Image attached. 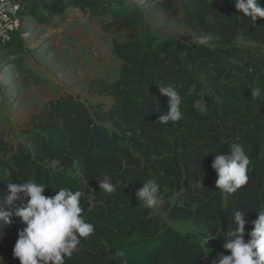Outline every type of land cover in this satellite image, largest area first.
I'll list each match as a JSON object with an SVG mask.
<instances>
[{
	"label": "trees",
	"instance_id": "trees-1",
	"mask_svg": "<svg viewBox=\"0 0 264 264\" xmlns=\"http://www.w3.org/2000/svg\"><path fill=\"white\" fill-rule=\"evenodd\" d=\"M16 1L21 3V14L38 20L72 7L90 19L109 18L102 28L123 34L122 42L112 43L121 63L117 79L95 82L96 93L109 99L106 106L98 104L91 110L65 93L24 123L27 144L12 145L0 138V198L6 196L9 182L43 184L45 196H54L61 188L84 193L82 215L95 231L82 238L79 250L65 264H203V247L164 225L151 208L117 188L107 194L98 187V178L105 174L116 185L115 173L122 161L136 166L141 159L167 154L165 139L170 133L184 135L174 168L161 166L166 176L176 179L179 194V204L167 208V218L191 222L214 234L223 222L225 232L234 227L231 214L241 210L249 221L245 235L252 230L251 221L264 211L260 120L250 119V128L233 140L249 156V181L228 194L227 201L215 187L211 164L216 155L226 154L215 137L218 123L253 112L250 92L264 82V54H250L233 45L238 38L264 43V19L254 23L238 19L242 14L234 7L235 0H160L158 8L167 17L180 16L186 28L215 37L218 47L165 41L150 46L136 42L145 18L132 0ZM259 3L264 8V0ZM161 84L174 87L181 96L183 118L178 122L158 121L169 111L168 98L158 89ZM127 173L134 177L133 171ZM27 199L21 194L6 210L14 213ZM11 220L7 227L0 225L3 264H19L12 249L25 225L15 215ZM118 250L123 256L114 255Z\"/></svg>",
	"mask_w": 264,
	"mask_h": 264
},
{
	"label": "rangeland",
	"instance_id": "rangeland-1",
	"mask_svg": "<svg viewBox=\"0 0 264 264\" xmlns=\"http://www.w3.org/2000/svg\"><path fill=\"white\" fill-rule=\"evenodd\" d=\"M132 1L141 6L145 18L144 26L136 38L137 43L153 46L165 41L173 45H190L199 44L198 37L208 36L209 44L206 46L218 47L215 37L186 28L180 16L175 19L167 17L158 8L160 0ZM21 21V29L11 44L0 51V138L11 141L12 145L27 144L24 123L44 112L48 103L62 94H73L91 110L98 104L106 106L109 99L96 93L95 82L104 80L111 83L117 79L121 63L112 52V43L123 41L121 32L114 28H102V23H108L109 18L90 19L72 7L42 20L23 13ZM233 45L250 54H264V43H251L238 38ZM257 87L264 90V82ZM251 106L253 112H244L218 123L215 137L221 141L226 154L233 140L250 128V119L257 117L264 126V102L252 98ZM183 135L182 132L167 135L165 141L169 152L153 157L151 161L141 159L136 166L122 161L115 173L119 181L115 182L121 193L137 200L135 194L143 182L155 179L160 185V200L151 208L152 212L164 225H173L177 230L192 227L198 232L200 226L191 222L174 225L166 216L168 207L179 204V194L176 179L172 175L166 176L161 166L174 168V159L180 151L178 146ZM261 155L264 157V144ZM135 158L139 159V156L135 155ZM128 171H133L134 177L129 176ZM213 178L215 182L216 174ZM203 249L211 251L207 246ZM214 251L216 257L223 254L220 250Z\"/></svg>",
	"mask_w": 264,
	"mask_h": 264
},
{
	"label": "clouds",
	"instance_id": "clouds-1",
	"mask_svg": "<svg viewBox=\"0 0 264 264\" xmlns=\"http://www.w3.org/2000/svg\"><path fill=\"white\" fill-rule=\"evenodd\" d=\"M233 3L235 9L242 14L237 16L238 19L247 18L251 23L264 19V8L259 0H235ZM197 39L200 45L209 44L208 36ZM158 89L161 95L168 98L169 108L167 114L160 116L158 121L161 124L180 121L183 114L180 110L179 92L174 87L163 84ZM250 95L254 100L264 102V90L261 88H253ZM249 165V156L239 143H231L227 154L215 156L211 164L217 177L215 187L225 201L228 194H233L247 185ZM45 187L35 181L19 185L9 182L6 196L0 198V225L9 226L13 215L19 217L25 225L17 233L18 239L12 249V256L19 260V264H65L66 258H71L79 250L82 238L95 231V226L86 222L82 215L83 192L61 188L54 196H45ZM98 187L107 194L116 191V185L107 174L98 178ZM159 193L160 185L155 179H148L135 195L145 206L153 208L159 203ZM21 194L28 198L27 203L17 207L14 213L6 210L13 206ZM246 213L241 210L232 212L234 227L224 234L223 244V249L228 254L218 255L212 264H264V211L257 212V218L251 221L252 230L247 233V240L245 226L249 221L245 219ZM123 254L119 250L114 253L116 257ZM0 264H3V257H0Z\"/></svg>",
	"mask_w": 264,
	"mask_h": 264
},
{
	"label": "built area",
	"instance_id": "built-area-1",
	"mask_svg": "<svg viewBox=\"0 0 264 264\" xmlns=\"http://www.w3.org/2000/svg\"><path fill=\"white\" fill-rule=\"evenodd\" d=\"M21 10V3L16 0H0V51L7 48L20 31L22 26ZM210 250L204 251L203 264H212L216 258L214 249Z\"/></svg>",
	"mask_w": 264,
	"mask_h": 264
},
{
	"label": "crops",
	"instance_id": "crops-1",
	"mask_svg": "<svg viewBox=\"0 0 264 264\" xmlns=\"http://www.w3.org/2000/svg\"><path fill=\"white\" fill-rule=\"evenodd\" d=\"M171 221L173 222L174 225L180 224V222H181V221H175V220H171ZM178 226L180 228L182 227L180 225H178ZM224 226H225V222L222 223L221 228L217 232H215L214 234L207 232L202 227H200L201 229L198 232L192 230L191 229L192 227H190L188 229H187V227L185 229L181 228L180 230L175 229V227L173 225H171L169 227L176 230L179 234L189 237L191 240L198 243L201 247L205 248V246H207V247H210V249L220 250L224 255H227L228 253L225 252V250L223 249V244L225 242L224 241V234L226 233L224 230ZM194 227H197V226H194ZM194 232H196V235H198L199 239H198V237H196V235H194ZM247 239H248V236L245 235V240H247ZM207 241H208V243H207ZM204 251H206V250H204Z\"/></svg>",
	"mask_w": 264,
	"mask_h": 264
}]
</instances>
